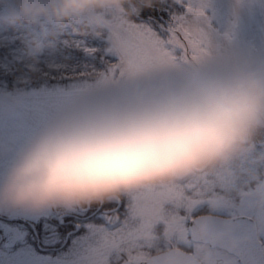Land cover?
I'll return each instance as SVG.
<instances>
[{
  "label": "clouds",
  "instance_id": "obj_1",
  "mask_svg": "<svg viewBox=\"0 0 264 264\" xmlns=\"http://www.w3.org/2000/svg\"><path fill=\"white\" fill-rule=\"evenodd\" d=\"M157 0H12L8 22L100 35ZM54 34V32L50 33ZM30 48L29 71H41ZM264 67L176 62L89 88L16 148L0 210L71 211L220 174L227 194L264 202Z\"/></svg>",
  "mask_w": 264,
  "mask_h": 264
},
{
  "label": "snow or ice",
  "instance_id": "obj_2",
  "mask_svg": "<svg viewBox=\"0 0 264 264\" xmlns=\"http://www.w3.org/2000/svg\"><path fill=\"white\" fill-rule=\"evenodd\" d=\"M173 3L184 11L169 17L163 0H157L131 20L114 21L103 35L107 46L102 67L82 76L99 85L126 72L205 56L210 36L203 8L193 0ZM222 190L220 174H208L105 203L113 206L105 208L104 223L87 226L76 264H204L201 253L210 247L214 226L209 213L195 210L200 205L224 206Z\"/></svg>",
  "mask_w": 264,
  "mask_h": 264
},
{
  "label": "rangeland",
  "instance_id": "obj_3",
  "mask_svg": "<svg viewBox=\"0 0 264 264\" xmlns=\"http://www.w3.org/2000/svg\"><path fill=\"white\" fill-rule=\"evenodd\" d=\"M172 1L170 0L174 5ZM193 3L203 8L206 17L204 26L210 36L207 54L196 61L208 64L264 67V0H193ZM11 5L12 0H0V44L11 43L19 38L24 39L28 44L39 41L45 28L8 22ZM183 11L181 6L180 11L172 12ZM170 14L171 12L169 17ZM51 32L54 34L46 37L41 43L42 58L38 59L35 55L40 72L45 76L54 81H75L87 79L82 74L90 69H99L94 59L95 52L100 48L102 54H106L107 45L103 37L100 43L94 38L95 36L81 32L71 23L65 24L59 30L51 29ZM58 44L71 49V52L62 55ZM89 49L95 51H88ZM29 53L30 50L26 51L23 47L13 49L9 59H0V74L11 75L17 68L16 64L23 62L20 67L24 72L18 73L15 81L27 83L33 75L29 71L33 57ZM95 86L98 85L93 82L75 81L68 86L56 83L51 86L18 88L15 91L0 88V171L4 169L14 150L47 120L83 91ZM0 215L14 219L23 215L29 216V213L0 210ZM16 225L17 223H4L0 219V229L7 237L4 245L8 248L13 247ZM14 257L15 255L4 261L0 259V264H50L45 258L32 260L24 256L26 259L18 260Z\"/></svg>",
  "mask_w": 264,
  "mask_h": 264
},
{
  "label": "flooded vegetation",
  "instance_id": "obj_4",
  "mask_svg": "<svg viewBox=\"0 0 264 264\" xmlns=\"http://www.w3.org/2000/svg\"><path fill=\"white\" fill-rule=\"evenodd\" d=\"M256 152H264V142L257 144ZM257 168L264 169V164H258ZM222 195L227 201L224 206L209 209L207 205H200L195 213H209L214 231L218 230L214 218L226 223L237 222L235 230L240 232L239 243L246 259H240L229 248L210 244L201 253L204 264H264V202L255 193L243 197L227 194L224 185ZM112 206L94 204L71 211L51 209L17 217L13 247L4 245L7 237L0 230V259L4 261L15 255L18 260L45 258L50 264H75L82 251L87 226L104 223L105 208Z\"/></svg>",
  "mask_w": 264,
  "mask_h": 264
},
{
  "label": "trees",
  "instance_id": "obj_5",
  "mask_svg": "<svg viewBox=\"0 0 264 264\" xmlns=\"http://www.w3.org/2000/svg\"><path fill=\"white\" fill-rule=\"evenodd\" d=\"M163 3L166 5V7L164 8L165 12L170 13L172 11H176V10L180 11L181 10V6L175 5L174 3H173L174 5H172L170 0H163ZM166 19H167V17L165 18V20ZM20 23H24V22H20ZM76 27L81 32H84L88 35L95 36L94 38L101 43V39H102L101 37H103V35H100V36L95 35L91 32L81 30L79 28V26H77V25H76ZM50 33H52L51 29L45 28V32L42 34V37L39 40L40 45L46 37L52 36V34H50ZM32 44L33 43L28 44V42H26L22 38H19V39L15 40L11 43L0 44V59H2V60L9 59L10 55H11V51L15 48H22L23 47L26 49V51H27V49L30 50ZM58 49L60 50V53L62 55H65V54H68L71 52V49H68V48L62 46L61 44H58ZM100 49L95 52V59H94V62L96 63V65L99 68L102 67V65H103L102 57L105 55V54H102V49L101 50ZM35 55L38 57V59H41L42 55H43V49L40 48V50ZM22 64H23V62L17 63L16 64L17 68H15L14 72L11 75L0 74V88L1 89L6 88L7 91H15L18 88L19 89H28L30 87H40L41 85L51 86V85L56 84V83H58L62 86H68L70 83L75 82V81L90 82L87 79H79V80H75V81L74 80L54 81V80H51L49 77L45 76V74L43 72H39V73L31 75V77L29 78L27 83H18L15 81V77L18 75V73L24 72L23 68L20 67Z\"/></svg>",
  "mask_w": 264,
  "mask_h": 264
},
{
  "label": "water",
  "instance_id": "obj_6",
  "mask_svg": "<svg viewBox=\"0 0 264 264\" xmlns=\"http://www.w3.org/2000/svg\"><path fill=\"white\" fill-rule=\"evenodd\" d=\"M214 222L218 230L214 231L213 240L211 241V244L218 245L227 249L229 248L240 259H246V255L243 253V248L239 243L241 241L240 232L235 230V228H237V222L226 223L227 221L220 218H214ZM228 227H231L232 230H225V228ZM247 262L250 263L249 261Z\"/></svg>",
  "mask_w": 264,
  "mask_h": 264
}]
</instances>
